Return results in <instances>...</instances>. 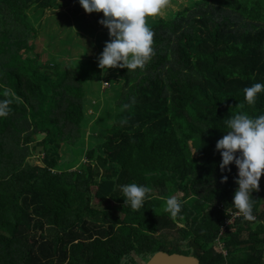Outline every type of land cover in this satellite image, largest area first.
<instances>
[{"label": "trees", "instance_id": "trees-1", "mask_svg": "<svg viewBox=\"0 0 264 264\" xmlns=\"http://www.w3.org/2000/svg\"><path fill=\"white\" fill-rule=\"evenodd\" d=\"M57 1L0 0V101L12 100L0 117V264H145L159 252L264 264V175L251 193L256 220L228 223L238 169L221 171L216 150L224 119L264 114V90L254 104L243 93L264 84V0L169 3L148 26L151 59L119 67L122 87L103 90L90 115L93 79L112 69L98 66L111 38L96 36L94 60L42 61L28 11ZM131 183L151 189L139 210L124 204L120 186ZM169 197L182 203L175 217Z\"/></svg>", "mask_w": 264, "mask_h": 264}, {"label": "clouds", "instance_id": "clouds-1", "mask_svg": "<svg viewBox=\"0 0 264 264\" xmlns=\"http://www.w3.org/2000/svg\"><path fill=\"white\" fill-rule=\"evenodd\" d=\"M170 0H79L86 13H103L104 19L99 23L108 29L110 42H106L98 66L101 70L109 68H126L135 70L143 68L154 54L153 36L146 23V17H154L169 5ZM264 90V84L255 83L243 89L248 104H254L257 94ZM14 95L6 89L4 96ZM11 99L0 101V117H7L11 108ZM243 109L244 105H236ZM229 129L216 144L221 154V171L235 163L238 169V188L234 192L232 205L247 221H253V204L251 193L259 190V181L264 175V114L251 117L244 111H237L224 119ZM239 156H236V153ZM227 181L223 176L221 183ZM121 191L133 210L143 206L146 194L151 191L148 186L135 183L121 185ZM181 201L175 197L165 200V211L175 217L180 213Z\"/></svg>", "mask_w": 264, "mask_h": 264}, {"label": "rangeland", "instance_id": "rangeland-1", "mask_svg": "<svg viewBox=\"0 0 264 264\" xmlns=\"http://www.w3.org/2000/svg\"><path fill=\"white\" fill-rule=\"evenodd\" d=\"M174 2L175 0H170L169 3L172 6ZM179 3H181L180 8L187 6V0H182V2ZM179 3L177 4L179 5ZM28 14L35 15L39 20L38 23H36V26L39 25V28H37L36 52L42 55V61L52 63L60 60L65 66H69L73 61L78 59L84 58V60H94L99 57L100 48L96 36L108 30L99 23L100 20L104 19L103 13H86L81 7L79 0H73L69 3L66 0H58L54 9H46L41 14L32 8L28 11ZM158 19L161 18H157L156 16L146 17L147 26H150L151 21H157ZM81 28H83L84 31L81 30ZM91 31H94L96 35H93ZM52 32L57 33V36L53 37L54 39L48 37L52 35ZM67 37H70L72 41L65 42ZM78 44L83 45V47H79ZM118 68L119 67H116L107 72H101L100 80L96 78L93 79L90 88L91 94L88 97L87 104V113L89 115L93 112L92 107L111 93H104L103 90L122 87L123 83L118 78ZM102 113L103 110H98L94 115V123L90 121V124H94V127L101 126L100 121L96 118L100 117ZM36 139L39 141L41 135H38ZM31 147H35L36 151L41 150V148L35 146V144H32ZM262 185L264 190V184L262 183ZM262 202L264 204V197ZM105 208L116 210L117 205L110 203L105 206ZM244 238H247V235H244Z\"/></svg>", "mask_w": 264, "mask_h": 264}, {"label": "water", "instance_id": "water-1", "mask_svg": "<svg viewBox=\"0 0 264 264\" xmlns=\"http://www.w3.org/2000/svg\"><path fill=\"white\" fill-rule=\"evenodd\" d=\"M145 264H200V261L193 256H182L179 254L156 253Z\"/></svg>", "mask_w": 264, "mask_h": 264}, {"label": "built area", "instance_id": "built-area-1", "mask_svg": "<svg viewBox=\"0 0 264 264\" xmlns=\"http://www.w3.org/2000/svg\"><path fill=\"white\" fill-rule=\"evenodd\" d=\"M243 217L242 215H239L238 212L237 213H231V219L228 221V223L233 222L236 218H241ZM255 217V216H254ZM256 220V219H254ZM224 255H226V253H224Z\"/></svg>", "mask_w": 264, "mask_h": 264}]
</instances>
